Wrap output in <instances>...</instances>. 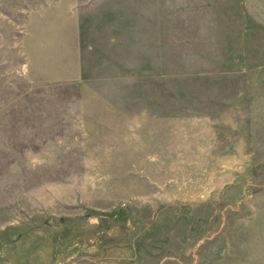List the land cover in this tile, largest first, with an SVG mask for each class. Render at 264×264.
<instances>
[{
	"label": "rangeland",
	"instance_id": "obj_1",
	"mask_svg": "<svg viewBox=\"0 0 264 264\" xmlns=\"http://www.w3.org/2000/svg\"><path fill=\"white\" fill-rule=\"evenodd\" d=\"M0 264H264V0H0Z\"/></svg>",
	"mask_w": 264,
	"mask_h": 264
},
{
	"label": "crops",
	"instance_id": "obj_2",
	"mask_svg": "<svg viewBox=\"0 0 264 264\" xmlns=\"http://www.w3.org/2000/svg\"><path fill=\"white\" fill-rule=\"evenodd\" d=\"M52 220V219H51ZM58 220H62V222H57ZM52 222H53V220H52ZM98 220L97 219H90L88 222H87V224H86V222L85 221H83V220H80V219H67V218H65V217H60V218H58V219H55V222H53L54 224L52 225H49V226H52L53 228H56V230L59 232V230H60V232L63 230H69V229H73V230H75V231H77V230H82V231H87V230H89L90 228H97V226H98ZM86 225H85V224ZM77 224H81L80 226H75V225H77ZM99 228H101V229H104L102 226H98ZM74 228H76V229H74ZM50 229H51V227H50ZM56 230H55V233H56ZM90 237L91 236H89V237H85V236H82V238L81 239H83L86 243H93V244H96V243H94V241H91V239H90ZM99 239V238H98ZM100 244V243H99ZM60 246V245H59ZM54 247H56V243H54ZM95 248L96 247H86V251L84 252V253H87V254H85V255H79L80 257H85V258H87V257H89V256H87L88 254H90V258H93V259H96L95 257H93L92 255L94 254V253H97L98 251H96L95 250ZM68 253V252H67ZM98 254V253H97ZM79 256H77V257H79ZM80 259H82V258H80Z\"/></svg>",
	"mask_w": 264,
	"mask_h": 264
},
{
	"label": "trees",
	"instance_id": "obj_3",
	"mask_svg": "<svg viewBox=\"0 0 264 264\" xmlns=\"http://www.w3.org/2000/svg\"><path fill=\"white\" fill-rule=\"evenodd\" d=\"M57 222H62V220H58Z\"/></svg>",
	"mask_w": 264,
	"mask_h": 264
}]
</instances>
